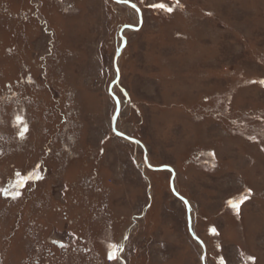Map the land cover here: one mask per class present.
Returning <instances> with one entry per match:
<instances>
[{"label": "rangeland", "instance_id": "374dc122", "mask_svg": "<svg viewBox=\"0 0 264 264\" xmlns=\"http://www.w3.org/2000/svg\"><path fill=\"white\" fill-rule=\"evenodd\" d=\"M118 1L0 0V264H264V0Z\"/></svg>", "mask_w": 264, "mask_h": 264}, {"label": "water", "instance_id": "95a60500", "mask_svg": "<svg viewBox=\"0 0 264 264\" xmlns=\"http://www.w3.org/2000/svg\"><path fill=\"white\" fill-rule=\"evenodd\" d=\"M114 1L117 2V3H120V4H122V3H123V4H128L129 6L135 8V10L138 11V9H137L136 7H134L132 4H130L129 2H123V1H118V0H114ZM118 55H119V51H117V53H116V55H115L114 65H116V59H117ZM115 69H117L116 66H115ZM111 95H112V93H111ZM115 102H116V106H117V107H116V112L114 113L113 118H112V130H113V132H114L117 136H119V137H121V138H123V139H125V140H127V141H129V142H132L133 144L140 145V146L142 147V145H141L138 141L133 140V139H130V138L124 136L123 134H121V133H119V132H117V131L115 130V122H116V118H117V116H118V112H119V107H118V104H117V100H115ZM142 148H143V147H142ZM163 168H164V167H163ZM165 169L170 170V168H165ZM171 188H172V186H171ZM172 192H173V194L176 195V193L174 192L173 188H172ZM176 196H177V195H176ZM183 202H185V201H183ZM184 204L188 207V204H187L186 202H185ZM191 236H193V238L196 240V238H195V236L192 234V232H191ZM196 241L198 242V244H199L200 246L203 247L202 243H201L198 239H197ZM204 258H205V254L202 255V260H201L202 264H204Z\"/></svg>", "mask_w": 264, "mask_h": 264}, {"label": "snow or ice", "instance_id": "6c2138e0", "mask_svg": "<svg viewBox=\"0 0 264 264\" xmlns=\"http://www.w3.org/2000/svg\"><path fill=\"white\" fill-rule=\"evenodd\" d=\"M153 8H159V9H162V10H165V11H168V12H171L172 11V9L171 8H165V5L164 4H154V5H151ZM260 83L261 84H264V81H260ZM18 119H20L19 117H18ZM17 175H19V173H17ZM17 195H19V193H17ZM246 198V197H245ZM113 258V256L112 255H110L109 256V259H112Z\"/></svg>", "mask_w": 264, "mask_h": 264}, {"label": "flooded vegetation", "instance_id": "af4514ba", "mask_svg": "<svg viewBox=\"0 0 264 264\" xmlns=\"http://www.w3.org/2000/svg\"><path fill=\"white\" fill-rule=\"evenodd\" d=\"M114 1V0H113ZM131 4V3H130Z\"/></svg>", "mask_w": 264, "mask_h": 264}]
</instances>
